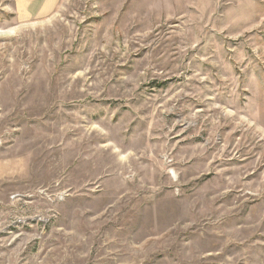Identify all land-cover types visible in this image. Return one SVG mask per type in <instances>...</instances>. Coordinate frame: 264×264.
I'll return each mask as SVG.
<instances>
[{"label":"rangeland","instance_id":"1","mask_svg":"<svg viewBox=\"0 0 264 264\" xmlns=\"http://www.w3.org/2000/svg\"><path fill=\"white\" fill-rule=\"evenodd\" d=\"M233 7L0 0V264H264V29Z\"/></svg>","mask_w":264,"mask_h":264},{"label":"crops","instance_id":"2","mask_svg":"<svg viewBox=\"0 0 264 264\" xmlns=\"http://www.w3.org/2000/svg\"><path fill=\"white\" fill-rule=\"evenodd\" d=\"M233 13L236 20L234 26L240 33L253 32L254 28L264 29V0H234ZM244 19H249L248 24ZM248 26L251 29H247Z\"/></svg>","mask_w":264,"mask_h":264}]
</instances>
